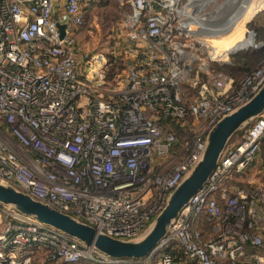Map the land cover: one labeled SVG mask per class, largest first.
<instances>
[{
    "label": "built area",
    "instance_id": "1",
    "mask_svg": "<svg viewBox=\"0 0 264 264\" xmlns=\"http://www.w3.org/2000/svg\"><path fill=\"white\" fill-rule=\"evenodd\" d=\"M96 1L0 0V181L99 233L134 238L198 162L217 122L262 87L264 63L235 82L219 66L238 51L228 61L212 55L193 0H118L131 4L125 33L109 59L82 66L78 34ZM254 41L242 50L264 47ZM111 60L124 68L109 77ZM258 171L264 112L230 139L149 256L111 258L0 202V264L38 255L64 264H264Z\"/></svg>",
    "mask_w": 264,
    "mask_h": 264
},
{
    "label": "water",
    "instance_id": "2",
    "mask_svg": "<svg viewBox=\"0 0 264 264\" xmlns=\"http://www.w3.org/2000/svg\"><path fill=\"white\" fill-rule=\"evenodd\" d=\"M59 27L62 35H64L65 25L59 24ZM198 33L204 36L206 34L202 30H199ZM263 112L264 84L248 102L224 116L212 128L206 140L205 150L198 162L170 193L160 214L137 237L116 238L99 233L93 226L52 207L46 202L35 199L14 185L3 181H0V202L12 206L22 214L33 216L44 224L62 230L81 241L85 246H93L98 252L111 258H145L156 251L181 209L191 201L208 180L230 139Z\"/></svg>",
    "mask_w": 264,
    "mask_h": 264
},
{
    "label": "rangeland",
    "instance_id": "3",
    "mask_svg": "<svg viewBox=\"0 0 264 264\" xmlns=\"http://www.w3.org/2000/svg\"><path fill=\"white\" fill-rule=\"evenodd\" d=\"M245 1L246 0H193V5L196 13L207 15V20L211 19V25L209 26L221 29L227 19L231 18L233 10L239 8L240 4H245ZM253 1L256 3L261 0H252V2ZM130 8L131 4L129 2L121 4L118 0H98L88 7L85 24L78 34V60L82 66H85L89 60L94 59L96 56L108 58V55L112 53L116 38L125 33L122 23L124 15ZM245 28H247V39L254 36L257 42H264V9L260 10L251 20L246 22ZM230 33L231 32L220 34L217 35V37L226 36ZM255 45L256 43L254 41L253 46ZM247 54L254 55L255 52L243 50L240 51L238 55L246 56ZM257 64L258 56H255L254 59L250 60L247 68H255ZM115 67H119V70L122 71L123 65L118 64V66L115 65ZM115 67L113 70H115ZM242 72H245V70L239 67V70L235 71V75L239 76ZM252 175L254 179L264 181V171L254 172ZM32 264L64 263L49 261L44 259L41 255H38Z\"/></svg>",
    "mask_w": 264,
    "mask_h": 264
},
{
    "label": "bare ground",
    "instance_id": "4",
    "mask_svg": "<svg viewBox=\"0 0 264 264\" xmlns=\"http://www.w3.org/2000/svg\"><path fill=\"white\" fill-rule=\"evenodd\" d=\"M264 9V0L252 2V0H246L245 4H240L239 8L233 10L231 18L222 25L223 28H213L211 22L207 20L208 16L202 15L195 22L200 26L199 30L205 32V38L212 47L211 52L214 57L228 61L230 53L245 49L254 45V36L246 38L245 23L251 20L255 14ZM211 17V16H210ZM208 21V22H207ZM195 22L190 23L192 29L195 28ZM231 32L226 36H218L222 32ZM212 37V38H211Z\"/></svg>",
    "mask_w": 264,
    "mask_h": 264
},
{
    "label": "trees",
    "instance_id": "5",
    "mask_svg": "<svg viewBox=\"0 0 264 264\" xmlns=\"http://www.w3.org/2000/svg\"><path fill=\"white\" fill-rule=\"evenodd\" d=\"M264 30V29H263ZM255 54L254 55H246L247 61L250 62V60L254 59L255 56H258V64L255 68L259 67L262 63H264V47L260 48V49H255L254 50ZM255 61V60H253ZM111 66H110V70H109V77H112L117 71L119 72V67H115L118 66V64H121V62L119 60H111ZM123 65V64H122ZM234 66V67H233ZM249 66V65H248ZM115 67V70H113V68ZM223 71H225L226 73H228L229 75H231L235 82H239L247 73H249L250 71H252L255 68H247V67H242L245 72H242L239 76L235 75V71L239 70V66L233 64V65H229V64H225L222 66H219ZM124 68V66H123ZM122 68V69H123ZM121 69V70H122ZM36 259V258H35ZM34 261V260H33ZM32 264V263H31ZM223 264H230L229 262H224Z\"/></svg>",
    "mask_w": 264,
    "mask_h": 264
},
{
    "label": "crops",
    "instance_id": "6",
    "mask_svg": "<svg viewBox=\"0 0 264 264\" xmlns=\"http://www.w3.org/2000/svg\"><path fill=\"white\" fill-rule=\"evenodd\" d=\"M240 51H243V50H240ZM240 51H238L236 54L233 55L232 63H230V65L235 64V65L239 66L240 68L247 67L249 65V62L247 61V58L245 55H238L240 53ZM251 51H254V49Z\"/></svg>",
    "mask_w": 264,
    "mask_h": 264
}]
</instances>
